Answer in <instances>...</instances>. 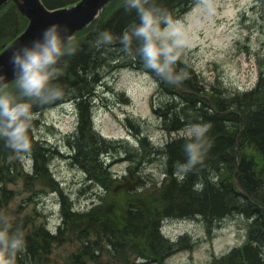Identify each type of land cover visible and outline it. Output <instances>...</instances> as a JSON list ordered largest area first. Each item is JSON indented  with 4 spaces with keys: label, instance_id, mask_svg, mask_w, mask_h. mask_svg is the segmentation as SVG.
<instances>
[{
    "label": "trees",
    "instance_id": "trees-1",
    "mask_svg": "<svg viewBox=\"0 0 264 264\" xmlns=\"http://www.w3.org/2000/svg\"><path fill=\"white\" fill-rule=\"evenodd\" d=\"M43 1L48 7L54 8L70 5L78 0ZM120 1L122 0L118 2L114 0L106 7L98 23L95 21L89 28L86 27L77 33L73 41L77 46L75 52L71 54V67L69 69L67 65L62 70V73L65 72L68 76L66 79L59 77L60 82L65 86V93L70 90L84 92V97L80 93L81 101H77L82 124L73 138V146L76 147L78 160L84 157V162L90 167L93 164L98 165L92 167L97 173L92 178L98 181L106 180L105 178L111 174L108 168L98 162L99 153H114L112 155L114 158L118 150L114 149L115 141L104 138L90 123L88 116L90 91H93V85L97 82L95 80L99 77L98 71L113 61L117 65V62H120L121 65L138 68L144 66L141 56L138 54L130 56L122 49L120 36L133 17L125 12L123 2ZM258 1L261 7L262 5L264 7V0ZM196 2L197 0H165L166 6L176 18ZM261 12L264 15V8ZM4 13L7 14V18L5 22H0V51L27 24V19L19 13L13 2L0 9V16ZM6 21L11 22L6 24ZM106 32L114 37L111 41L102 39ZM81 37L83 38L80 41ZM263 62H260V69L264 75ZM189 71V76L176 82L161 79L152 72L159 81V93L162 91L163 94L178 99L165 100L154 111L162 119L163 128L169 133L179 131L186 124L196 120L209 122L211 148L205 160L183 174L182 182H179L175 175V162L184 157L183 139L178 135L170 138L160 148L166 155V181L163 185L153 186L156 190V199L151 190L146 191L142 185L138 186L141 180L136 179L134 185L140 190L138 197H130L129 193L134 189L133 186L124 190L126 191L124 200L115 201L114 197L118 194L113 190L116 180L109 177L108 183L112 188L103 197H98L99 203L90 210L78 211L72 202L66 203L65 194L61 196V191L56 190L61 196L62 223L56 233L48 230L45 224H28L26 220H16L11 223L14 229L24 232L26 239V247L17 253L14 264H47L55 245L70 242L77 244V252L71 254L69 264H89L93 261L99 264L100 257L104 253L111 258L113 255L119 257V262L116 263L115 260L112 264H137L135 257L163 264L168 251L186 242H171L159 228L161 219L201 215L205 220L212 221L234 213L236 209L243 210L252 219L249 240L241 247L234 248L228 256L216 260L214 264H258L253 261L254 258L251 260L247 252L256 245L263 252L264 264V180L258 182L264 175V87H262L264 76L261 74L253 90L228 91L224 83L212 84L210 89L198 85L197 72L192 69ZM13 83L5 88H9ZM196 92L209 96L212 103ZM64 97L65 94L60 99ZM76 97L78 96L72 98L76 100ZM168 103L171 104L169 108H167ZM48 106L37 107L35 113ZM34 121L33 118L29 134L32 145L37 146L38 143L33 139L31 130V127L37 123ZM140 141L144 147L151 146V142L148 143L146 138ZM38 146L40 151L45 150L44 146ZM21 154L0 142V213L5 215L12 201L11 191L7 185L17 180L16 177L20 175L16 173L19 164L13 158ZM98 155L96 159L95 156ZM35 159L34 172L25 173L26 183L46 178L42 168L45 167L44 163L50 165L47 153L35 152ZM12 174L16 176L13 177ZM236 178L238 183L235 181ZM237 184L248 194L255 193L256 198H254L257 202L252 203L248 196L240 192ZM220 189L226 196V203L233 204L229 208L221 198ZM242 198L250 203L247 201L243 205L240 203ZM176 201L181 203L176 204ZM240 204L242 207L237 208Z\"/></svg>",
    "mask_w": 264,
    "mask_h": 264
},
{
    "label": "rangeland",
    "instance_id": "rangeland-1",
    "mask_svg": "<svg viewBox=\"0 0 264 264\" xmlns=\"http://www.w3.org/2000/svg\"><path fill=\"white\" fill-rule=\"evenodd\" d=\"M122 2L123 0L120 1ZM205 5L210 6L211 11ZM263 8L258 0H198L177 18L184 25L190 40L189 46L181 52L178 69H185L188 76L189 70L196 71L198 85L206 89L218 83H224L228 91L253 87L258 78L260 62L264 61ZM6 18L7 14H2L0 22H5ZM9 22L11 21H6V24ZM74 45L76 48L77 45ZM71 60V55L62 58L61 79L67 78L68 75L62 73V70L67 65L70 69ZM98 73L99 77L95 80L97 82L93 85V91H90L88 116L97 132L116 142L114 149L117 148L118 151L114 158V153H99L100 157L98 155L95 158L99 157L98 162L111 173L105 178L107 183L109 177L124 181L135 174L132 178L141 180L138 186L142 185L146 191L151 190L156 199L153 186L163 185L166 181V155L160 148L171 136L179 133L167 132L163 128L162 119L154 110L163 101L176 98L167 96L162 91L159 93V81L146 67L144 70V67L122 66L113 61ZM80 93L84 97V92L67 91L57 104H49L46 109L36 112L34 122L37 123L31 130L33 139L38 144L32 145L29 152L13 158L19 164L16 173H33L35 152L47 153L50 165L44 163V180L26 183L23 176H20L22 178L8 183L7 187L12 195L7 215L10 222L26 220L28 224H46L55 229L61 222L60 201L63 194L66 196V203L72 202L75 209L87 211L99 203V196L103 197L108 192L97 184V179L92 178L96 173L92 167L98 165L90 167L84 162V157L78 160L76 147L73 146V138L82 124L77 104L82 98ZM75 96H78L76 100L72 98ZM170 106L168 103L167 108ZM144 138L148 143L151 142V146L141 145L140 140ZM38 145L44 146L45 150L40 151ZM175 175L182 182L176 171ZM12 176L15 177L16 174ZM138 188L134 185V189L130 190V197H138ZM56 190L62 192L61 196ZM124 190L117 191L115 201L124 200ZM219 191L226 203V196L221 189ZM247 196L252 203L257 202L255 193ZM247 201L242 198L240 203L244 205ZM232 205L226 203L227 208ZM240 207L241 204L237 208ZM242 215L235 213L209 231L205 223L197 218L172 216L161 219L159 228L165 236L174 240V243L186 242V245H176V249L168 251L163 264H214L231 249L245 243L248 220ZM74 252H77V244L72 242L55 245L47 264H69V257ZM135 259L137 264H160L141 257ZM115 260L116 263L119 262V257L113 255L111 258L104 253L99 264H112ZM89 264L98 263L93 261Z\"/></svg>",
    "mask_w": 264,
    "mask_h": 264
},
{
    "label": "clouds",
    "instance_id": "clouds-1",
    "mask_svg": "<svg viewBox=\"0 0 264 264\" xmlns=\"http://www.w3.org/2000/svg\"><path fill=\"white\" fill-rule=\"evenodd\" d=\"M205 7L211 11L210 6ZM123 8L133 17L120 36L123 51L141 56L144 66L161 79L176 82L186 78L188 72L177 65L182 50L189 46V36L165 0H123ZM112 38L107 32L102 36L104 41ZM74 40L66 27L53 23L11 52L9 62L16 79L11 88H0V142L12 151L31 150L29 129L35 109L64 96L60 66L62 58L75 51ZM5 79L6 74L0 73V81ZM210 128L209 122L196 120L180 130L184 158L175 167L181 178L205 160L211 148ZM25 247L24 232L14 229L9 217L0 213V264H14Z\"/></svg>",
    "mask_w": 264,
    "mask_h": 264
},
{
    "label": "water",
    "instance_id": "water-1",
    "mask_svg": "<svg viewBox=\"0 0 264 264\" xmlns=\"http://www.w3.org/2000/svg\"><path fill=\"white\" fill-rule=\"evenodd\" d=\"M8 0H0L2 6ZM22 14L29 19V25L25 31L19 35L10 46L0 54V60L3 62V73L6 79L0 81V88L15 79L12 66L9 62L11 52L20 44L29 42L34 37L40 35L43 30L53 23H59L66 27L67 32L73 36L77 31L90 24L95 18H100L102 10L111 0H80L71 6L59 8H48L42 0H14ZM128 181L120 186H130Z\"/></svg>",
    "mask_w": 264,
    "mask_h": 264
},
{
    "label": "bare ground",
    "instance_id": "bare-ground-1",
    "mask_svg": "<svg viewBox=\"0 0 264 264\" xmlns=\"http://www.w3.org/2000/svg\"><path fill=\"white\" fill-rule=\"evenodd\" d=\"M115 64H116V62H115ZM118 65H121V63L118 62ZM122 66H129V65H122ZM261 74L263 75V73H261V69H259V72H258V75H257L258 78H257L255 84L253 85V87H251L250 89L239 90V91H250V90L255 89L256 86H257V84H258V82H259V79H260V77H261ZM263 76H264V75H263ZM262 87H264V81H263V83H262ZM263 89H264V88H263ZM236 90H237V89H236ZM167 100H168V99H167ZM163 102H164V101H163ZM237 151H238V149L236 150V152H237ZM214 180H216V177L214 178ZM263 180H264V175H262V176L259 178L258 182H259V181H263ZM235 181H236V183H238V182H237V178L235 179ZM97 184H98L99 186L105 188L106 192L109 191V190L112 188V186H111L109 183H107L106 180H103V179H102V180H99ZM237 187H239L240 192L244 193L246 196L248 195V192H247L242 186H239V185L237 184ZM107 193H108V192H107ZM235 213H237V214H239V213H240V214H243L242 216H244V217L248 220V225H247V227H246V235H247V237H246V241H245V243H244V244H246V243L248 242V240H249V237H250V235H249V231H250V228H251V222H252V219H251L250 217H248L247 214H246L243 210L240 211V210L236 209V212L231 213V214H228V215L222 217L221 219H216V220H212V221L205 220L201 215H196L195 217H188V216H184V217H188V218H191V219H196V218H197V219H200L203 223H205V225H206V227H207V230L209 231V230L215 228L216 225L219 224V223H221L225 218H229L230 216H233ZM214 217H215V218H218L217 215H214ZM244 244H243V245H244ZM241 246H242V245H241ZM241 246H239V247H241ZM257 246H258V245H256V246L253 247V248L248 249L247 252H248V255L251 257V260L254 258L253 261H255V263L263 264V252H262L261 248L259 249ZM235 248H236V247H235ZM237 248H238V247H237ZM233 249H234V248H233ZM233 249H231L229 252H231ZM229 252H228V253H229ZM228 253H226L224 256H222V257H220V258H223V257L228 256Z\"/></svg>",
    "mask_w": 264,
    "mask_h": 264
},
{
    "label": "snow or ice",
    "instance_id": "snow-or-ice-1",
    "mask_svg": "<svg viewBox=\"0 0 264 264\" xmlns=\"http://www.w3.org/2000/svg\"><path fill=\"white\" fill-rule=\"evenodd\" d=\"M4 68H3V62L0 60V73H3Z\"/></svg>",
    "mask_w": 264,
    "mask_h": 264
}]
</instances>
